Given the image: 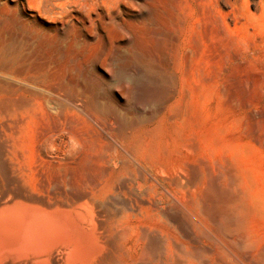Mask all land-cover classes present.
Segmentation results:
<instances>
[{
  "label": "rangeland",
  "instance_id": "obj_1",
  "mask_svg": "<svg viewBox=\"0 0 264 264\" xmlns=\"http://www.w3.org/2000/svg\"><path fill=\"white\" fill-rule=\"evenodd\" d=\"M0 18L32 63L15 135L32 189L100 139L139 141L167 183L131 264H264V0H0ZM71 138L72 155L44 145Z\"/></svg>",
  "mask_w": 264,
  "mask_h": 264
},
{
  "label": "bare ground",
  "instance_id": "obj_2",
  "mask_svg": "<svg viewBox=\"0 0 264 264\" xmlns=\"http://www.w3.org/2000/svg\"><path fill=\"white\" fill-rule=\"evenodd\" d=\"M15 38L0 29V264H131L139 243L160 233L158 227L156 235L147 221L154 217L160 224L163 220L167 183L159 173L164 172L163 163L140 150L139 141L120 152L112 150L109 139H100L97 144L102 148L93 150L87 163L78 164L73 177L32 189L21 176L20 158L27 153L15 136L22 109L32 105V63L21 57ZM23 70L28 73L25 81ZM22 81L27 94L22 92ZM61 141L44 142L46 150L72 155L84 145L79 139ZM178 177L169 181L178 185ZM121 198L127 208H118ZM142 248L141 258L149 255Z\"/></svg>",
  "mask_w": 264,
  "mask_h": 264
}]
</instances>
